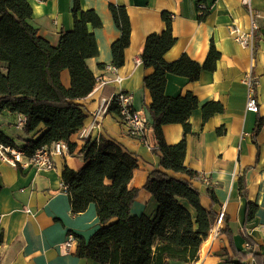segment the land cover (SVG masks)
<instances>
[{
	"label": "crops",
	"instance_id": "obj_1",
	"mask_svg": "<svg viewBox=\"0 0 264 264\" xmlns=\"http://www.w3.org/2000/svg\"><path fill=\"white\" fill-rule=\"evenodd\" d=\"M29 2L33 8L31 21L39 35L52 45H58L61 31L74 27L75 0ZM78 2L82 11L93 9L102 21L98 28L89 24L99 54L89 59L88 64L97 80L107 83L96 86L80 100L87 119L84 128L73 137L78 143L74 154H55L51 169L14 167L0 156V264H100L77 255L76 238L68 251L63 248L69 234L89 239L100 226V220L94 203L85 212L72 214L69 194L62 188V173L66 166L75 171L84 167L86 160L79 154L87 138L83 135L84 129L88 134L101 101L118 92L132 93L134 108L148 120L146 142L130 136L115 113L103 116L98 127L90 130L89 137L104 136L115 140L138 157L139 165L134 170L130 187L140 188V194L131 212L149 216L156 213L155 197L143 188L150 172L160 167L161 161L152 150L156 145L149 111L152 95L144 85V77L153 68L145 67L141 55L147 37L165 29L164 11L173 15L172 32L176 37V43L164 55L167 61L187 54L204 63L212 45L220 52L214 71L203 70L196 81L168 74L166 84L168 96L192 93L199 100V107L190 116L191 132L186 136L184 164L200 175L192 183L201 192L202 204L206 208L212 206L207 196V190L211 188L218 199L214 209L219 215H226L212 238L214 223L209 236L202 242L195 264H264V126L254 140L258 114L247 109L250 88L245 82V75L251 73L256 82L254 95L259 103V113L264 116V0L253 1L254 8L263 16L257 19L259 27L248 45L236 41L230 32L234 24L244 31L251 30L250 13L242 0H203L210 6V13L203 21L199 19L201 11L196 0ZM110 3L126 7L132 27L131 42L124 51V64L120 67L113 65L112 46L120 38L121 31L114 21ZM109 66L116 69L111 70ZM117 77L120 80H116ZM62 80L66 86L70 85L68 70L63 71ZM209 102L221 103L224 112L215 113L204 121L203 106ZM15 121L16 117L9 114L0 116V127L11 134H8L10 137L14 136L15 128L9 127ZM15 127L23 131V135H19L21 141L17 142L21 146L26 139H37L44 129L41 125L40 132L26 135L21 127ZM163 131L168 144H176L184 138V127L180 123L166 124ZM167 172L177 178L185 177L170 170ZM242 175L247 186L246 196L240 191ZM249 202L258 206L251 221H247ZM246 235L255 243L254 247L247 246ZM254 252L261 257L256 259Z\"/></svg>",
	"mask_w": 264,
	"mask_h": 264
},
{
	"label": "trees",
	"instance_id": "obj_2",
	"mask_svg": "<svg viewBox=\"0 0 264 264\" xmlns=\"http://www.w3.org/2000/svg\"><path fill=\"white\" fill-rule=\"evenodd\" d=\"M196 1L198 7L204 3ZM109 8L121 31L112 46L113 65L120 67L131 42V21L125 6L110 3ZM209 13L207 5L199 19L205 20ZM32 15L29 0H0V116L16 117L17 127L19 118L24 117L26 123L21 128L26 135L40 132L41 125L44 129L37 139H26L21 146L0 127V144L33 155L42 147L64 142L69 153L74 154L78 143L73 137L84 128L87 119L80 100L97 83L88 60L98 56L99 50L89 24L98 28L102 21L93 9L82 11L75 0L73 29L62 30L59 44L52 45L39 35L31 21ZM162 19L165 29L147 37L141 55L145 67L153 68L144 77V85L152 95L149 111L156 137L152 150L161 161L160 167L150 172L143 188L155 197L156 213L154 216L132 214L140 188H131L130 182L139 159L115 140L104 136L86 138L79 149L86 160L84 167L75 171L66 166L62 173L73 215L85 212L91 203L96 205L100 226L89 239L75 233L74 236L78 241L77 255L100 264H195L202 242L219 216L214 209L218 203L214 190H207L212 206L206 208L201 202L200 190L192 183L200 175L184 164L186 136L191 132L190 116L199 107V100L192 93L168 96L166 84L168 74L196 81L203 70L214 71L220 52L212 45L204 63L187 54L167 61L164 55L176 43V37L172 32V13L162 12ZM64 70L70 75L69 86L62 80ZM222 112L221 103L209 102L203 106V119L207 121ZM108 113L119 114L115 99ZM257 114L254 140L264 126V116L259 111ZM172 123L184 127V138L173 145L167 143L163 131L164 125ZM140 140L145 143L147 139ZM169 170L185 177L177 178ZM239 183L242 195L246 196L244 175ZM257 208L256 203L249 202L247 221L254 219ZM223 219L226 220L225 214ZM246 239L254 247L248 235ZM254 257L259 259L261 254L254 252Z\"/></svg>",
	"mask_w": 264,
	"mask_h": 264
},
{
	"label": "built area",
	"instance_id": "obj_3",
	"mask_svg": "<svg viewBox=\"0 0 264 264\" xmlns=\"http://www.w3.org/2000/svg\"><path fill=\"white\" fill-rule=\"evenodd\" d=\"M254 0H242V3L248 8L251 18V30L244 31L242 28L234 24L230 32L236 41L240 42L243 45H248L250 40H252L254 36L255 30L258 29L257 19L262 17V12L256 10L253 6ZM199 9L202 11L207 9V5L202 3L199 4ZM109 69H116L115 66H109ZM116 80H120V78H116ZM99 81V82H98ZM245 82L248 84L250 88V94L247 102V109L252 112L259 111V103L257 98L254 95L255 88V79L251 73L245 75ZM107 83L106 80H97L96 86H102ZM95 86V87H96ZM116 100L117 105L119 107L118 117L121 123L125 126L130 136L141 139V137H146L148 132V120L145 116H143L139 111H137L133 106L134 96L130 92H118L114 94L110 99H103L97 111L94 114V118L92 123L87 129H84L83 135L89 137V132L94 127H98L100 120L108 114L109 107L113 100ZM26 123V119L24 117L19 118L18 127H23ZM55 154H63L68 155L69 151L67 145L64 142H54L49 147H42L38 149L33 155H27L23 150L18 149L14 146H5L0 144V156L3 160L8 162L14 167H23V168H37V169H51L54 167L53 156ZM62 188L65 192L68 190V185L62 182ZM223 219V214L219 215L216 219L215 223L218 225V229L221 226V222ZM75 239L73 234H69L68 240L64 243L63 248L65 251H68L71 248L72 243ZM247 246L250 247V244L247 243Z\"/></svg>",
	"mask_w": 264,
	"mask_h": 264
},
{
	"label": "rangeland",
	"instance_id": "obj_4",
	"mask_svg": "<svg viewBox=\"0 0 264 264\" xmlns=\"http://www.w3.org/2000/svg\"><path fill=\"white\" fill-rule=\"evenodd\" d=\"M11 123H13V122H11ZM12 127L15 128V131H13V132L11 131L12 133H14V136H12L13 139H14L16 142L21 141L20 136L23 135V131L17 129V128L15 127L14 124H11V126H10L9 128L11 129ZM8 131H9V130H8ZM16 131L18 132V134H15ZM6 134H7V132H6ZM8 134H9V133H8ZM9 135H11V134H9ZM19 135H20V136H19Z\"/></svg>",
	"mask_w": 264,
	"mask_h": 264
},
{
	"label": "bare ground",
	"instance_id": "obj_5",
	"mask_svg": "<svg viewBox=\"0 0 264 264\" xmlns=\"http://www.w3.org/2000/svg\"><path fill=\"white\" fill-rule=\"evenodd\" d=\"M217 227L218 225H216V227L212 230V233H211V237L213 238L216 234V231H217ZM206 250V247L204 248ZM202 254V253H201ZM204 255V254H203Z\"/></svg>",
	"mask_w": 264,
	"mask_h": 264
}]
</instances>
